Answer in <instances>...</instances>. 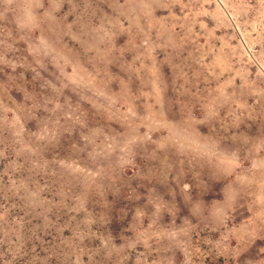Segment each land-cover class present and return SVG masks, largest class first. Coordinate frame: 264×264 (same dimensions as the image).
<instances>
[{
  "label": "rangeland",
  "instance_id": "rangeland-1",
  "mask_svg": "<svg viewBox=\"0 0 264 264\" xmlns=\"http://www.w3.org/2000/svg\"><path fill=\"white\" fill-rule=\"evenodd\" d=\"M262 90L264 0H0V264H264Z\"/></svg>",
  "mask_w": 264,
  "mask_h": 264
},
{
  "label": "crops",
  "instance_id": "crops-1",
  "mask_svg": "<svg viewBox=\"0 0 264 264\" xmlns=\"http://www.w3.org/2000/svg\"><path fill=\"white\" fill-rule=\"evenodd\" d=\"M258 41H259V40H258ZM258 41H257V43H259ZM253 45H254V43H253ZM262 92H264V90L261 91V95H260L261 97H260V98H263V96H264V95L262 94ZM213 104H214V103H213ZM243 106H244V103H242V107H243Z\"/></svg>",
  "mask_w": 264,
  "mask_h": 264
}]
</instances>
